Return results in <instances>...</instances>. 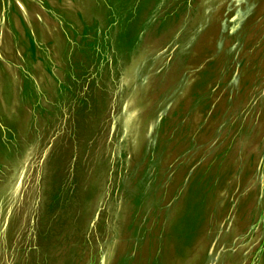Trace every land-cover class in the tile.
<instances>
[{
  "label": "rangeland",
  "instance_id": "374dc122",
  "mask_svg": "<svg viewBox=\"0 0 264 264\" xmlns=\"http://www.w3.org/2000/svg\"><path fill=\"white\" fill-rule=\"evenodd\" d=\"M0 264H264V0H0Z\"/></svg>",
  "mask_w": 264,
  "mask_h": 264
}]
</instances>
